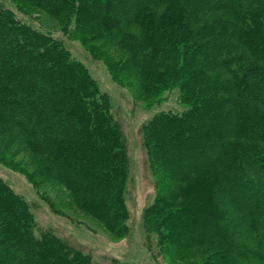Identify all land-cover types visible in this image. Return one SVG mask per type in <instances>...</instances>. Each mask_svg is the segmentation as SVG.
<instances>
[{"label":"trees","instance_id":"16d2710c","mask_svg":"<svg viewBox=\"0 0 264 264\" xmlns=\"http://www.w3.org/2000/svg\"><path fill=\"white\" fill-rule=\"evenodd\" d=\"M10 1L25 15L24 0ZM28 1L79 33L120 86L138 79L149 108L179 89L181 111L143 128L157 188L143 225L167 263L197 251L203 259L184 264H264V0ZM1 126L19 132L81 214L127 233L122 132L107 95L63 42L0 3ZM171 219L181 220L172 231ZM0 264L97 263L38 231L0 179Z\"/></svg>","mask_w":264,"mask_h":264},{"label":"rangeland","instance_id":"374dc122","mask_svg":"<svg viewBox=\"0 0 264 264\" xmlns=\"http://www.w3.org/2000/svg\"><path fill=\"white\" fill-rule=\"evenodd\" d=\"M24 1L28 6L23 10L25 15L18 14L10 0H0V3L33 29L63 42L71 57L86 68L99 91L109 99L111 114L120 125L124 146L126 183L123 198L128 215L127 233L122 238L116 237L104 224L81 214L72 201L71 192L42 173L38 158L22 143L19 132L12 127H0V179L29 204L38 231L52 232L69 245L89 254L95 263L168 264L159 254L155 235L147 236L143 225L144 212L157 197L156 180L144 146L143 128L159 111H181L179 89H170L163 95L160 105L149 108L147 105L153 98L140 94L138 79L135 82L127 81L126 87L120 86L106 65L90 52L79 33L68 34L62 30L60 18L32 6L28 0ZM70 28L73 31V27ZM97 44L100 51L113 56L116 61L125 60L122 50L111 48L108 42ZM92 161L95 162V158ZM26 175L33 178L36 187ZM180 221L171 219L167 225L172 231L176 224L180 225ZM193 223V227H196L198 221ZM197 253H184L173 263L184 264L203 259Z\"/></svg>","mask_w":264,"mask_h":264}]
</instances>
